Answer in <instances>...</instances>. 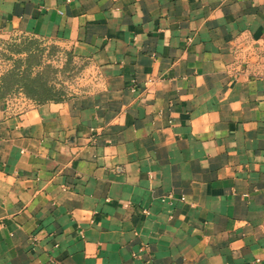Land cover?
Wrapping results in <instances>:
<instances>
[{"label":"crops","instance_id":"obj_1","mask_svg":"<svg viewBox=\"0 0 264 264\" xmlns=\"http://www.w3.org/2000/svg\"><path fill=\"white\" fill-rule=\"evenodd\" d=\"M85 64L0 100V264H264V0H0V44Z\"/></svg>","mask_w":264,"mask_h":264},{"label":"trees","instance_id":"obj_2","mask_svg":"<svg viewBox=\"0 0 264 264\" xmlns=\"http://www.w3.org/2000/svg\"><path fill=\"white\" fill-rule=\"evenodd\" d=\"M47 42L34 37L1 42L0 55L8 67L0 72V100L21 94L40 105L76 96L71 85L85 64L77 62L73 51Z\"/></svg>","mask_w":264,"mask_h":264},{"label":"rangeland","instance_id":"obj_3","mask_svg":"<svg viewBox=\"0 0 264 264\" xmlns=\"http://www.w3.org/2000/svg\"><path fill=\"white\" fill-rule=\"evenodd\" d=\"M8 41H12V40H8ZM47 42V41H46ZM48 44H53L50 42H47ZM60 46V45H59ZM61 48H63L62 46H60ZM4 46L3 44H0V51H3ZM65 50H68L67 48H63ZM63 56V55H62ZM77 62L81 65L82 62L79 61L77 59ZM8 67L7 63L4 61V59L2 58V56L0 55V72H3L6 68ZM83 71H81L80 73H78L75 77H74V82L71 85V93L74 95H78L79 93H81L83 91V89L85 88V81H83Z\"/></svg>","mask_w":264,"mask_h":264}]
</instances>
